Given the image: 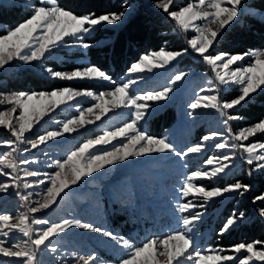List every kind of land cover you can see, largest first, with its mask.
I'll return each mask as SVG.
<instances>
[{
    "label": "snow or ice",
    "instance_id": "1",
    "mask_svg": "<svg viewBox=\"0 0 264 264\" xmlns=\"http://www.w3.org/2000/svg\"><path fill=\"white\" fill-rule=\"evenodd\" d=\"M243 3L244 0H187L183 6L176 7V0H154L153 7L174 22L177 30L187 32L192 29L195 34L187 39V46L182 49L169 50L160 47L158 50L141 53L127 68V73L134 75L135 79L128 78L117 83L101 67L92 63L67 72L51 67L42 68L44 73L56 79L108 82L110 87L98 94L90 89L77 90L71 87L50 91L0 93V105L6 106L4 110H0V128L10 134L9 139L0 140V148L6 149L0 153V176L10 180L0 182V193L6 194L10 189H16L15 195L27 208V211L16 216L7 211L0 213V257L15 259L22 264H42L39 258L41 253L59 251L58 246L52 243L53 239L76 227L98 233L114 242V247L121 251L115 264H236V261L238 264H255L257 261L264 264V247H258L264 245V241L241 242L230 249H200L196 247L192 234L195 225L203 216L199 211L191 214L192 209L204 208L210 201L230 194L243 196L251 190L250 184L240 180L213 187H206L196 181L213 180L227 175L229 170L235 167L233 161L237 158V151L250 169L255 166L249 171V175L253 170L264 171V141L255 140L258 134L264 135V117L235 132L230 127V122L244 119L235 110L248 104L258 90L264 91V48L250 49L243 53L212 51L226 27L239 19L241 14L246 12L264 23V12L255 8L242 9ZM25 7L28 10L27 19L15 26L0 25V69L17 60L23 64L39 63L54 49L64 44L66 38L80 41L78 46L88 49L92 45L83 41L84 36L104 26H116L130 14L127 0L122 5L123 10L101 14H77L61 6L59 0H26ZM97 45L102 46L99 41ZM189 51L208 66L213 78L208 82V86L195 93L194 98L187 104L186 115L191 117L198 110H215L223 117L224 130L210 131L201 138V142L178 149L167 136L149 135L142 131L139 125L151 115L155 104L170 99L174 86L185 80L189 73L177 71L170 76L167 85L159 90L137 91L133 94L132 86L143 79L140 73L170 67ZM247 58H251L249 64L238 66ZM232 86H237L236 94L231 98L222 97L221 91ZM82 96L92 97L96 103L80 111L78 116L74 115L60 122L57 129L45 131L33 139L28 138L27 134L46 116ZM122 108L130 113L126 122L113 130L103 131L102 134L83 141L69 151L64 159L53 162L55 171L45 174L48 184L42 193L37 194L41 199L35 202L36 206L28 207L33 193L25 194L21 189L42 186L45 181L39 179L40 173L21 167L37 163L36 158L22 159L17 153L29 152L65 134L77 132L86 125L100 121L107 113ZM95 109L99 111L94 113ZM85 113L94 114V119H88ZM229 137L231 143L228 142ZM218 138L220 142H215ZM113 141H116L117 145L110 150L100 148L111 145ZM207 142H213L212 146L216 150L226 152L219 156H208L203 162L206 168L187 173L179 188V196L192 199L185 203H176L174 211L178 214L179 227L163 235H150L137 244L130 238L80 219L49 222L46 219L33 218L32 214L51 209L65 190L77 185L82 179L93 176L105 166L146 155L174 156L184 161L189 155L203 152L209 146ZM22 145L28 147L22 148ZM182 166L187 167L186 164ZM28 178L37 179L34 183H28ZM196 199L202 200L203 203H194ZM256 202H264V192L253 197V203ZM258 215L264 219V207L258 209ZM244 220V212L234 211L222 222L219 234L229 232ZM33 225L42 227L34 229ZM16 233L27 239L9 243ZM225 252L239 255L223 254ZM75 255L73 253V256ZM97 259L98 254L92 252L78 256L75 264H96ZM0 264L3 262L0 261ZM63 264H68V261H63Z\"/></svg>",
    "mask_w": 264,
    "mask_h": 264
},
{
    "label": "rangeland",
    "instance_id": "2",
    "mask_svg": "<svg viewBox=\"0 0 264 264\" xmlns=\"http://www.w3.org/2000/svg\"><path fill=\"white\" fill-rule=\"evenodd\" d=\"M186 2L187 0H176V7L183 6ZM250 2L251 0H244L241 6L242 9L254 8L250 5ZM25 3L26 0H0V5L6 7L19 5L26 8ZM124 3L125 0H122L120 11L123 10L122 5H124ZM153 3L154 0H127L130 14L122 23L116 26H104L103 28L108 29V32H105L107 35L99 36L96 41H90L87 38H91L99 29L84 36L82 38L83 41L89 42L92 46H98V41L100 45L108 42L112 38L111 31H115L121 27L127 19L135 14L141 7L152 10L167 18L162 11L153 7ZM173 10H176V8H173ZM246 14V12L241 14L239 19L233 23L242 20V17ZM167 19L172 24V32H174L178 38H180V42L183 43L182 48L186 47V41L195 34L194 31L189 29L187 32H181L176 29L174 22L169 18ZM0 25L3 24L0 23ZM230 26H227L226 29ZM79 43L80 41H74L73 38H66L64 44L54 49L39 63L23 64L17 60L0 69V93L18 92L5 91L4 86H7L10 81L21 80L24 72L28 69H32L40 77L59 83L60 86L58 88L71 87L77 90L90 89L97 94L101 91H106L110 87L108 82H98L94 80H61L52 78L42 71V68L51 67L57 71L67 72L89 64V48L84 49L79 47ZM216 44L212 50L213 53L219 51ZM164 47L169 50L182 49H174L170 46ZM50 62L56 63L57 66L50 65ZM71 62H75L77 66L72 69L62 67L68 66ZM250 62L251 58H247L240 62L238 66H246ZM177 71H187L189 75L185 80L174 86V91L170 94V99L154 105L151 110V115L148 116L146 121H142L139 126L142 131L147 133L145 130L147 121L162 110L168 107L172 108L176 114V118L160 136H167L178 149H183L186 146L201 142V138L210 131L224 130L222 124L223 117L215 110H198L191 117L186 115L188 111L187 104L194 98L195 93L200 91L201 88L208 86V82L213 78L208 66L198 59L194 53L189 51L187 55L173 62L170 67L154 69L152 72L145 71L140 73L143 79L133 85L132 90L133 94L137 91L159 90L167 85L170 76ZM128 78L135 79L136 77L134 75L130 76L127 70L120 76L112 77L117 83H121ZM236 87L237 86H232L223 89L221 91V96L231 98L236 94ZM105 99H107V97ZM93 103H96V101H94L92 97L82 96L77 97L75 101H70L68 104L60 106L53 114L46 116L32 132L28 133V138L33 139L36 135L42 134L45 131L57 129L60 122L74 115L78 116L80 111L89 108ZM5 107V105H0V110H4ZM98 111L99 109H95L94 113ZM235 111L237 112V109ZM85 115L88 119H94V114L85 113ZM129 117L130 113L127 109H117L107 113L100 121L86 125L77 132L65 134V136L57 138L54 141H49L47 144L37 149H32L29 152L21 151L17 153L18 157L22 159L31 160L32 158H36L38 161L37 163H30L29 165H22L21 167H27L30 171L40 173L39 179L45 181V184L42 186L21 189L25 194H27V192L33 193L28 202V207L36 206L35 202L41 199V196L37 194L42 193L48 184L45 174L55 171V165L53 163L55 160L64 159L69 151L73 150L83 141L94 138L96 135L102 134L103 131L113 130L115 127L126 122ZM246 125L244 119L230 122V127L233 132ZM225 135L227 136L228 134L225 133ZM9 138L10 134L5 129L0 128V140ZM255 140L264 141V135L258 134ZM121 142H123V138H121ZM215 142H220V139L218 138ZM228 142L231 143L230 137ZM207 143L209 146L206 147L203 152L189 155L184 161H180L174 156L146 155L144 157L129 158L127 161L115 165L105 166L104 169L94 173L93 176L84 178L78 182L77 185H73L65 190L51 209L32 214L33 218L46 219L49 222H58L60 219H80L83 222L92 223L97 227H104L125 238H130L137 244L150 235H163L179 227L177 223L178 214L174 211L176 203H185L188 199H192V197L181 198L179 196V188L187 173L206 168L203 162L208 156H219L226 152V150H216L212 146L213 142ZM116 145L117 142L113 141L111 145L100 146V148L102 150H110ZM23 147L28 146L22 145V148ZM4 150L6 149L0 148V153ZM233 163L235 167L231 168L227 175L213 180L196 182L202 183L206 187H213L223 186L227 183H234L236 180H240L243 183L250 184L251 190L246 192L243 196L239 194H230L223 198L210 201L204 208L191 210V214L197 211L203 213L202 219L195 225L192 233L196 240L197 248L208 249L219 247L230 249L231 246L235 245L226 246L220 243L223 237L219 234V228L222 226V222L234 211L236 213H245V220L235 228L242 224H247L249 227L254 228V225L259 221L264 227V219L260 218L258 215V209L264 207V205L261 204L262 202L253 203V197L264 192V171L253 170L251 175H249V171L254 169L255 166H251L250 169V166L241 158L239 151H237V158ZM184 164H186L187 167H183L182 165ZM256 178H260L262 182L258 181ZM35 179L37 178H28V183H34ZM6 181L10 182L8 177L0 176V182ZM15 191L16 189H10L6 194L0 193V213L7 211L16 216L19 215L20 212L27 211V208L24 207V202L15 195ZM193 202L197 204L203 203V201L199 199ZM188 214L189 213H185V215ZM38 227L42 226L33 225L34 229ZM229 232L225 234L228 235ZM24 239L27 238L23 237L20 233H16L10 238L9 243L23 241ZM254 241L264 240L253 239L250 241L243 240L241 242L248 243ZM52 243L58 246L59 251L56 253L47 251L41 253L39 258L42 264H63L65 260L68 261V264H75L78 256L87 255L92 252L98 254L96 264H102V262L103 264H115L116 258L121 255V251L115 248L114 242L110 241L108 238L98 233L76 227H72L65 233H61L58 237L53 239ZM258 247H264V245H258ZM73 253L76 255L73 256ZM223 254L239 255L232 252H225ZM0 261H2L3 264H22V262L15 259L3 257H0ZM186 264H188V262H186ZM236 264H238V261H236ZM255 264H260V262L257 261Z\"/></svg>",
    "mask_w": 264,
    "mask_h": 264
},
{
    "label": "trees",
    "instance_id": "3",
    "mask_svg": "<svg viewBox=\"0 0 264 264\" xmlns=\"http://www.w3.org/2000/svg\"><path fill=\"white\" fill-rule=\"evenodd\" d=\"M59 3L77 14L85 12L101 14L120 11L122 0H59ZM250 5L264 11V0H251ZM27 18L28 10L22 6L0 5V23L5 26H15ZM107 30L99 29L95 35L87 39L96 41L99 36H106ZM111 33V40L101 44L102 46L89 48L88 58L90 63L98 65L112 77L124 74L141 53L158 50L164 46L174 49L183 47L180 38L172 32L170 21L144 7L137 10L121 27ZM216 45L219 51L230 53H243L250 49L264 48V23L246 14L242 20L233 23L224 31ZM50 65L57 66L53 62H50ZM76 66L75 62H71L68 66L62 67L72 69ZM59 86V83L40 77L32 69H28L21 80L8 82L4 89L5 91H41ZM237 113L244 118V123L247 125L264 117V91L254 94L248 104L237 109ZM175 118L174 110L168 107L150 118L145 130L149 135L160 136ZM256 179L262 182L260 178ZM261 204L264 205V202ZM221 237L223 238L220 243L226 246L243 240H264V227L260 221L254 225V228L242 224L232 229L228 235Z\"/></svg>",
    "mask_w": 264,
    "mask_h": 264
}]
</instances>
